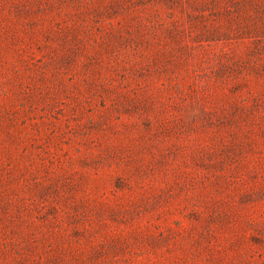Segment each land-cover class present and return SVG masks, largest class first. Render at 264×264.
Segmentation results:
<instances>
[{
	"label": "rangeland",
	"instance_id": "1",
	"mask_svg": "<svg viewBox=\"0 0 264 264\" xmlns=\"http://www.w3.org/2000/svg\"><path fill=\"white\" fill-rule=\"evenodd\" d=\"M0 264H264V0H0Z\"/></svg>",
	"mask_w": 264,
	"mask_h": 264
}]
</instances>
